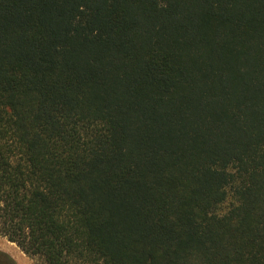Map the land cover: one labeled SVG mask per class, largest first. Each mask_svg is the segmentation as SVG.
<instances>
[{
	"label": "trees",
	"instance_id": "16d2710c",
	"mask_svg": "<svg viewBox=\"0 0 264 264\" xmlns=\"http://www.w3.org/2000/svg\"><path fill=\"white\" fill-rule=\"evenodd\" d=\"M0 229L47 264H264V0H0Z\"/></svg>",
	"mask_w": 264,
	"mask_h": 264
},
{
	"label": "rangeland",
	"instance_id": "374dc122",
	"mask_svg": "<svg viewBox=\"0 0 264 264\" xmlns=\"http://www.w3.org/2000/svg\"><path fill=\"white\" fill-rule=\"evenodd\" d=\"M0 263L1 264H47L39 256L25 254L19 246L8 240L0 229Z\"/></svg>",
	"mask_w": 264,
	"mask_h": 264
}]
</instances>
